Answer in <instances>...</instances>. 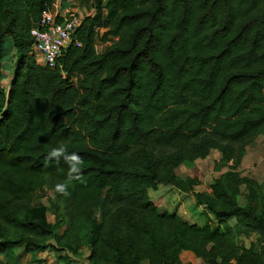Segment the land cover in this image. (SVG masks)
<instances>
[{
  "label": "trees",
  "instance_id": "trees-1",
  "mask_svg": "<svg viewBox=\"0 0 264 264\" xmlns=\"http://www.w3.org/2000/svg\"><path fill=\"white\" fill-rule=\"evenodd\" d=\"M54 1L0 0V264H20L19 246L31 264L48 250L75 264L83 248V264H191L184 250L264 264V181L229 170L195 192L213 228L159 212L148 194L158 182L191 191L198 179L178 165L216 149L234 168L264 133V0H91L51 68L30 31ZM60 145L83 160L67 196L54 186L68 164L46 160ZM44 186L51 226L31 219ZM251 232L257 249L238 241Z\"/></svg>",
  "mask_w": 264,
  "mask_h": 264
},
{
  "label": "rangeland",
  "instance_id": "rangeland-1",
  "mask_svg": "<svg viewBox=\"0 0 264 264\" xmlns=\"http://www.w3.org/2000/svg\"><path fill=\"white\" fill-rule=\"evenodd\" d=\"M59 2L61 0H58ZM77 2V0H74ZM78 3V2H77ZM76 4V3H75ZM82 5V4H81ZM74 13L80 15L78 12L70 9ZM115 41V38L110 37L108 42ZM97 50L102 48L100 43L96 44ZM8 65V64H7ZM13 63H10L6 68H2V85L6 88L9 80L13 76ZM221 154L218 150L212 149L208 155L203 158H197L192 162H183L178 165L174 172L181 178L196 177L198 184L189 192H184L173 185L158 182L155 189L149 188L148 194L151 201L156 205L159 212H176L183 220L192 224L206 225L210 228L218 224V220L202 205L199 204L195 198V192H209L210 184L223 173L233 170L241 177L250 178L258 183L264 181V133L258 135L251 143H249L234 168L230 164L220 162ZM162 171V170H161ZM244 189V184L241 186ZM54 193L52 189L44 186L35 194V198L31 207V219L34 221L44 222L51 226L54 221L52 209L50 207L49 199L53 198ZM241 202L243 200L240 199ZM234 219H230L228 223L234 224ZM240 244L245 247L253 246L256 249L262 244L259 234L251 232L250 234L240 235L238 238ZM20 264H31L28 253H25L21 246L18 247ZM88 250L83 248L82 255L77 256L75 264H83ZM45 260V264H58L56 255L53 251H45L40 254ZM183 262L191 264H201L202 260L198 259L193 252L184 250L180 254ZM142 264H146L143 262ZM208 264V263H202Z\"/></svg>",
  "mask_w": 264,
  "mask_h": 264
},
{
  "label": "built area",
  "instance_id": "built-area-1",
  "mask_svg": "<svg viewBox=\"0 0 264 264\" xmlns=\"http://www.w3.org/2000/svg\"><path fill=\"white\" fill-rule=\"evenodd\" d=\"M81 20V15L62 8L57 0L42 12L37 25L30 31L33 38L32 53L40 65L55 67Z\"/></svg>",
  "mask_w": 264,
  "mask_h": 264
},
{
  "label": "clouds",
  "instance_id": "clouds-1",
  "mask_svg": "<svg viewBox=\"0 0 264 264\" xmlns=\"http://www.w3.org/2000/svg\"><path fill=\"white\" fill-rule=\"evenodd\" d=\"M61 159L68 164V174L63 182L56 183L54 190L60 195L67 196L69 195V185L74 179H78L80 176L83 160L77 153H68L67 148L64 145L51 147L50 151L47 153L46 160H54L59 163Z\"/></svg>",
  "mask_w": 264,
  "mask_h": 264
},
{
  "label": "crops",
  "instance_id": "crops-1",
  "mask_svg": "<svg viewBox=\"0 0 264 264\" xmlns=\"http://www.w3.org/2000/svg\"><path fill=\"white\" fill-rule=\"evenodd\" d=\"M77 2H75L74 0H61L59 3L62 8L72 9L75 12H78L82 17L93 12V9L91 7V0H77Z\"/></svg>",
  "mask_w": 264,
  "mask_h": 264
}]
</instances>
